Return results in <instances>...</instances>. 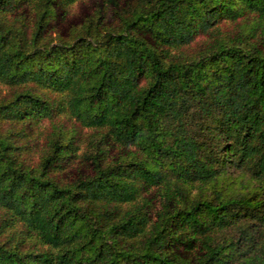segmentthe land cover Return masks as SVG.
<instances>
[{
    "label": "trees",
    "instance_id": "1",
    "mask_svg": "<svg viewBox=\"0 0 264 264\" xmlns=\"http://www.w3.org/2000/svg\"><path fill=\"white\" fill-rule=\"evenodd\" d=\"M0 0V264H264V0Z\"/></svg>",
    "mask_w": 264,
    "mask_h": 264
},
{
    "label": "rangeland",
    "instance_id": "2",
    "mask_svg": "<svg viewBox=\"0 0 264 264\" xmlns=\"http://www.w3.org/2000/svg\"><path fill=\"white\" fill-rule=\"evenodd\" d=\"M92 2H94V0H80L78 3H76L71 9L72 17L64 22V25L68 24V22L79 23L82 14L86 12L87 8L92 4Z\"/></svg>",
    "mask_w": 264,
    "mask_h": 264
}]
</instances>
